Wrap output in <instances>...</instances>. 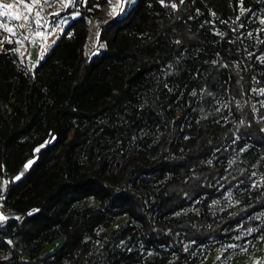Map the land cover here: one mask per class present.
Wrapping results in <instances>:
<instances>
[{
  "label": "trees",
  "instance_id": "trees-1",
  "mask_svg": "<svg viewBox=\"0 0 264 264\" xmlns=\"http://www.w3.org/2000/svg\"><path fill=\"white\" fill-rule=\"evenodd\" d=\"M109 1L68 7L31 72L6 29L24 37L19 23L0 17L11 214L0 264H198L222 247L249 251L264 238V31L257 46L246 34L261 30L264 0H135L87 51ZM87 199L97 204L76 206Z\"/></svg>",
  "mask_w": 264,
  "mask_h": 264
},
{
  "label": "rangeland",
  "instance_id": "rangeland-1",
  "mask_svg": "<svg viewBox=\"0 0 264 264\" xmlns=\"http://www.w3.org/2000/svg\"><path fill=\"white\" fill-rule=\"evenodd\" d=\"M76 0H40L39 3H34L33 0H0V5H5L9 7H3L0 8V13H3V15H0V17L9 16L11 20H15L18 23H21L22 21L26 20L27 18H30L33 13L38 7L42 6V10L40 13V16H37L36 18H41L40 23L35 20V31L31 35L29 41H26L28 39H25L22 36H19L17 34V30L15 26L11 23L6 24L7 32H9L10 36L12 38H17L16 42L19 45V53L24 57V61H28L26 70L28 72H31L34 68L36 61L39 60V58L42 55V48L39 46L41 45L42 39L44 37V34L47 31L48 37L51 39L48 42V45L50 46L52 43L56 42L59 34L62 32L63 26L67 23V16L64 14L66 9L68 7L73 6ZM135 3V0H110L109 3L102 8L100 13L90 21V33H89V43L87 46V51H90L92 48V45L94 43L96 34H97V28L99 24L109 21L110 19L122 15L129 7H131ZM28 5V7H26ZM119 5V6H118ZM112 13L111 15L109 13ZM245 11L240 10V14L242 15ZM54 13H58L54 15ZM17 18L18 20H16ZM53 20H57L62 23L61 26L56 27L55 29L51 30V22ZM43 22V23H42ZM259 23L262 24L261 30H258L253 34L252 32H249L246 34V37H250L251 40L255 42V46H257L261 41V37L259 32L264 31V19H260ZM2 25L0 24V28ZM48 29V30H46ZM57 30V38L52 36L54 32ZM217 31V30H215ZM11 40V39H10ZM21 47H25L22 49ZM4 49V43L1 40L0 37V49ZM48 50V47L46 48V52ZM256 48L251 50L248 55H252L256 53ZM256 58L262 62H264V52L257 54ZM72 136V133H70V137ZM128 156H132V153L129 152ZM122 161V157L120 155H117L116 159H110V169L113 171L117 170V164H119ZM28 167L30 164H27ZM27 167V168H28ZM4 184V180L2 179L0 181V185ZM6 185V182H5ZM1 192V188H0ZM97 202L93 199H87L85 201L79 202L76 204L77 207L83 208L89 205H96ZM224 207L220 206H213L212 210H222ZM10 209L2 211L4 214H8L10 216ZM188 211H184L179 213L178 215H183L187 213ZM260 218L264 219V213L260 214ZM126 220V217H117L114 219L112 225L110 228L105 230L103 233L105 235L109 234V232L114 229L115 227L121 225ZM62 239H56L51 244L44 246L40 256H46L52 254L61 244ZM98 248L94 249V252H97ZM264 258V238H258L251 246L249 251H246L245 249L239 250L234 246H226L222 247L220 249L215 250L214 252L208 254V256L198 264H259L261 259ZM81 264H87L85 262H82ZM186 264V263H181Z\"/></svg>",
  "mask_w": 264,
  "mask_h": 264
},
{
  "label": "built area",
  "instance_id": "built-area-1",
  "mask_svg": "<svg viewBox=\"0 0 264 264\" xmlns=\"http://www.w3.org/2000/svg\"><path fill=\"white\" fill-rule=\"evenodd\" d=\"M41 10H42V6L38 7L33 15L31 16V18H27L26 20L22 21L21 23H19V26H20V29L22 31V33L24 34V37L26 39L30 38L31 35L33 34V32L35 31V21L34 19L37 17V16H40V13H41ZM21 25H23V27H21ZM29 41V39L27 40ZM16 52L18 54L19 53V50L18 48L15 49ZM28 61H25V65L27 66V63ZM1 193V192H0ZM9 201L5 202V198L3 196L0 195V212L4 211V210H7L9 209Z\"/></svg>",
  "mask_w": 264,
  "mask_h": 264
},
{
  "label": "crops",
  "instance_id": "crops-1",
  "mask_svg": "<svg viewBox=\"0 0 264 264\" xmlns=\"http://www.w3.org/2000/svg\"><path fill=\"white\" fill-rule=\"evenodd\" d=\"M34 13V12H33ZM33 13H31V15H33ZM31 18V17H30ZM43 19V17H40V18H36V21H37V23L39 22L40 23V19ZM16 20H18L17 18H15ZM35 21V20H34ZM43 23V22H42ZM59 28V27H58ZM55 29V28H54ZM46 30H48V29H46ZM51 30H53V29H51ZM52 32H54L53 33V37H54V40H55V38H57L56 36H57V34H58V32H57V30H55V31H52ZM51 38L50 37H48V35H47V31H46V33L44 34V37H43V39H42V42H41V45L39 46L40 48H42V55H41V57L39 58V59H42V57L45 55V53H46V48L48 47L49 48V45H48V42H49V40H50ZM11 40L10 39H8V42H10ZM0 51H3V48H1L0 49ZM1 181V180H0ZM0 188H1V192L4 190V188H5V180H4V184H1L0 185ZM11 215V214H10ZM0 217H3V219H0V226H3V222L7 219V218H9L10 216H8V214H4L3 212H0Z\"/></svg>",
  "mask_w": 264,
  "mask_h": 264
},
{
  "label": "snow or ice",
  "instance_id": "snow-or-ice-1",
  "mask_svg": "<svg viewBox=\"0 0 264 264\" xmlns=\"http://www.w3.org/2000/svg\"><path fill=\"white\" fill-rule=\"evenodd\" d=\"M33 2L34 3H39L40 0H33ZM45 2H47V0H45ZM61 2H63V0H61ZM3 7H9V6L0 5V8H3ZM26 7H28V5H26ZM56 14H58V13H54V15H56ZM109 14L111 15L112 13L110 12ZM0 15H3V13H0ZM21 27H23V25H21ZM37 151H39V149H37ZM29 164H31V161H29ZM27 167H28V165L26 164L25 168H27ZM17 179H19V177H17ZM0 219H3V217H0Z\"/></svg>",
  "mask_w": 264,
  "mask_h": 264
}]
</instances>
